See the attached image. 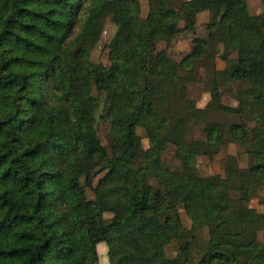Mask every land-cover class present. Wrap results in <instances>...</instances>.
Instances as JSON below:
<instances>
[{
	"label": "trees",
	"instance_id": "16d2710c",
	"mask_svg": "<svg viewBox=\"0 0 264 264\" xmlns=\"http://www.w3.org/2000/svg\"><path fill=\"white\" fill-rule=\"evenodd\" d=\"M262 2L252 14L248 0H148L144 17L140 0H0V264H99L100 243L109 264H264V212L231 196L250 202L264 188ZM180 12L190 26L210 18L177 61L151 47L183 32ZM108 17L117 30L101 65L91 54ZM231 49L237 62L218 69ZM200 65L205 107L189 96ZM231 82L236 105L222 100ZM223 142L254 164L200 175L198 156ZM169 147L179 169L163 160ZM182 209L192 239L169 256Z\"/></svg>",
	"mask_w": 264,
	"mask_h": 264
},
{
	"label": "rangeland",
	"instance_id": "374dc122",
	"mask_svg": "<svg viewBox=\"0 0 264 264\" xmlns=\"http://www.w3.org/2000/svg\"><path fill=\"white\" fill-rule=\"evenodd\" d=\"M142 4V15L145 17L148 13V0H140ZM250 11L252 14H258L263 10L262 0H248ZM179 25L183 30L176 38L159 41L151 47L152 52L167 51L168 54L177 61L181 59L188 53H190L194 48L193 40L195 38H202L207 36V23L210 18L209 12H202L198 14L196 22L194 25L190 26L180 12ZM117 27L112 22L111 18H106L104 22L103 32L99 42L94 47L91 58L92 60L101 65L109 64L108 50L105 48V44L109 42L114 34L116 33ZM223 47H220V53H222ZM237 62V51L231 49L229 57L224 60L218 55L216 57V66L218 69H224L229 65ZM210 80V75L206 67L200 65L198 67V72L195 75L194 81L189 86V96L193 98L198 107H205L207 102L210 100V94L207 91L208 81ZM239 87L238 82L227 83L222 85L223 96L222 100L224 103L229 105H236V100L233 99L232 93L236 91ZM109 110V102H105L102 112L107 115ZM250 125L254 124V120H250ZM202 124H192V134L190 135L194 139H203L205 136L202 133ZM99 137L101 142L108 148H111L114 143L112 124L109 119H103L99 126ZM138 133L142 138L143 145L147 148L149 146V141L145 135V131L142 128L138 129ZM208 149L207 154H200L197 158L196 168L200 175L208 176L212 174L219 173L222 176L226 174L228 170L231 169H248L254 164V158L252 155L243 152L239 147L234 144L223 142L218 145L217 150L214 152L212 148ZM164 162L173 170L179 169L181 166V161L175 156V148L169 147L163 157ZM89 196L92 197V193L89 191ZM234 207L246 211L250 207L257 209L259 212H264V188L261 190L259 196L250 202H242L239 199V192L237 190L231 193ZM107 214L106 217H110ZM181 216L184 226L181 230L176 232L175 240L167 247V254L169 256L173 255L177 245H184L191 241L192 235L190 232L191 221L189 217L181 210ZM106 245V244H105ZM107 250L103 252V249L99 247L100 254L104 257L108 256ZM107 253V254H106Z\"/></svg>",
	"mask_w": 264,
	"mask_h": 264
},
{
	"label": "crops",
	"instance_id": "0c3cea01",
	"mask_svg": "<svg viewBox=\"0 0 264 264\" xmlns=\"http://www.w3.org/2000/svg\"><path fill=\"white\" fill-rule=\"evenodd\" d=\"M99 247L101 249H103V252L106 251L107 249V246L105 245V243H100L98 245V253H99V264H109V260H108V256L104 257L100 254V251H99ZM108 253V252H107ZM106 253V254H107Z\"/></svg>",
	"mask_w": 264,
	"mask_h": 264
}]
</instances>
